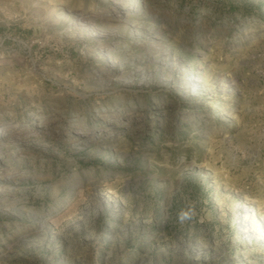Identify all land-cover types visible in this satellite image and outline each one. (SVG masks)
<instances>
[{"label": "rangeland", "instance_id": "rangeland-1", "mask_svg": "<svg viewBox=\"0 0 264 264\" xmlns=\"http://www.w3.org/2000/svg\"><path fill=\"white\" fill-rule=\"evenodd\" d=\"M0 264H264V0H0Z\"/></svg>", "mask_w": 264, "mask_h": 264}]
</instances>
